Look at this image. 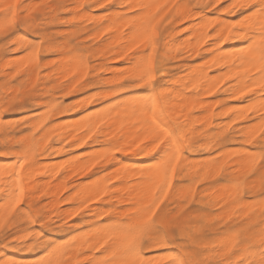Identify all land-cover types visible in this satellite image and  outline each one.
<instances>
[{"label":"snow or ice","instance_id":"1","mask_svg":"<svg viewBox=\"0 0 264 264\" xmlns=\"http://www.w3.org/2000/svg\"><path fill=\"white\" fill-rule=\"evenodd\" d=\"M108 5L112 7L108 8ZM72 7H85V10L100 7L106 13L116 10L118 20L124 22L118 30L124 31L127 37L124 46L128 51L147 45L143 53H137V56L145 58L135 64L134 73L120 74L127 83H121L115 89H104L113 94V98L107 99L101 110L85 116L83 136L86 139L82 137L76 141L75 146L80 148L92 141L96 152L87 157L90 162L88 170L99 171L95 181L89 177L90 184L95 183L94 194L90 188L73 189L80 198V206L74 214L80 216L91 205L105 210L95 212L92 216L94 222L66 241L48 239L53 231L59 230L57 222L48 223L46 232L43 225L45 217L40 215L38 220L33 219L32 207L25 202L21 176L26 164L30 169L35 167L29 160L40 150L41 144L47 149L57 135L55 132L47 134L51 125L45 127L41 120L33 132V141H16L19 149H24L23 155L16 158L15 163L0 164V264H22L9 254V250L35 251L38 248L42 251L35 264H264V103L259 108L248 106L240 116V119L249 121L247 138L241 146V159L246 164L236 165L244 167L243 175L232 177L224 173L220 164L224 150L218 148L215 154H210L213 163L197 168L195 177L189 181L185 179L187 168L184 162L191 152L198 149L190 143L185 131L187 124L165 119L167 113L179 110L169 104L172 100L171 86L163 80L152 84L157 75L171 78L165 76L168 69L166 57L157 54L156 45L163 43L171 32H183L191 38L196 31L193 25H201L204 31L199 38L202 41L200 47L207 45L204 51L215 57L212 63L225 72L219 81H209L210 87L205 85L208 95H215L224 83L233 81L242 83V87L239 95H233L232 99L240 100L259 90V100L264 101V0H169L165 3L139 0L119 8L113 0L87 6H69L62 0H36L34 4L24 6L20 0H3L0 2V50L16 52L23 48L28 58L23 67L35 64L39 68L42 51L52 43L48 39L52 29L48 26L70 24L79 14H74ZM237 12L241 15L234 20L221 19L225 14L235 16ZM173 20L182 23L183 28L173 25ZM169 25L173 26L169 28ZM25 29L24 39H17L19 30ZM105 31L111 32L113 28L108 27ZM5 67L12 66L6 64ZM89 71L95 76V70H90L87 62L81 59L72 72L75 83L87 80L85 86L91 85L94 81L88 79ZM0 76H4L5 81L0 86V95L6 103H15L17 98H21V93L16 90V85L21 83L16 79L20 71L13 68L7 75L0 72ZM39 79L37 73V82ZM69 83L75 87L73 81ZM129 87L142 89V94L129 93L130 99L115 95ZM5 92L7 95H3ZM188 92H192V88ZM181 97L177 103L184 102L182 94ZM256 98L249 97L250 100ZM54 104L58 105L57 111L63 108L58 100ZM126 123L138 129L148 125L143 129V138L137 135L132 143L137 148L144 145L136 155L150 156V162L129 165L118 158L117 154L126 151L125 141L131 135L125 134ZM235 123L237 121L233 119L232 124ZM232 124L228 127L231 128ZM2 126L0 121V130ZM197 131L202 132L203 125ZM37 135L39 143L35 140ZM67 142L65 139L62 143ZM26 145L29 146L26 148ZM52 147L55 151L57 146ZM0 156L11 157L13 153L0 150ZM104 164L110 167H104ZM63 167L61 165L60 170ZM115 169L138 175L128 181L130 191L123 198L125 203L119 207L116 204L101 205L99 201L108 195L106 187H117L108 176V172ZM59 174L57 171L56 175ZM36 175L45 174L36 172ZM101 175L106 177L103 185L100 183ZM217 178L220 184L228 186L226 195L216 201L225 215L194 218L191 213L197 210L195 205L199 203L196 190L201 185L207 187L209 180ZM116 179L124 183L119 175ZM185 184L190 185L187 191ZM169 193L178 204L172 211H168L169 205L165 203L170 199ZM149 197L151 202L141 207ZM64 202L67 203V199ZM36 207L39 209L41 205ZM25 219L36 225L38 230L21 228V221ZM21 231L26 234L19 235ZM25 240L27 243H23ZM161 247H166V252L159 259H150L146 254L152 248Z\"/></svg>","mask_w":264,"mask_h":264},{"label":"rangeland","instance_id":"2","mask_svg":"<svg viewBox=\"0 0 264 264\" xmlns=\"http://www.w3.org/2000/svg\"><path fill=\"white\" fill-rule=\"evenodd\" d=\"M66 1H68L66 4H68L70 6H74V5H84V6L98 5L99 4L98 2L101 3L100 0H90V2H85V3L76 2V0H62L63 3H65ZM168 1L169 0H166V2H168ZM35 2H36V0H21L20 3H21V5L27 6L29 4H34ZM113 2L118 6V8L122 7L117 3V0H113ZM192 2H195V0H192ZM102 3H106V0H103ZM111 7H112L111 5H108V8H111ZM74 8H76V7L71 8L72 12L74 14H76V13H79V14L75 15V19L72 20V22L70 24H67V25L60 24V25H55V26H53V25L48 26L52 29V31L48 33V38H50V40L53 43L48 45L47 50L42 51L41 59L39 62V68H37L35 64H29L27 68L23 67V65H22L24 63L23 61H25L27 59L24 64L28 63V58L25 57V56H27L26 54L24 56V49L23 48L18 49L16 52H9V51L0 50V62H2V63H0L1 64L0 65V68H1L0 72L4 73V75H7L8 74L7 70L10 69L9 72H12L13 68H16V70L20 71V73H21L20 76H18L16 78L17 81H21L20 84L16 85V90L21 93V98H17L15 103H10L7 106H5L4 100H3V102H0V113L2 115L1 121H3L2 127L8 129V130L5 129V131H7V133H8L7 135L13 141L12 142L13 144L10 148H8L7 150H3V151H10L13 153V156L9 157L10 160L16 159V158H14V155L16 152H20L21 156L23 155L24 149H19V146L16 144V141L18 139H20V138H21V140L27 139L29 142L33 141V132L40 125L41 120L44 121L45 127H47V125H51V128L48 129V133L52 134L54 131L51 132V129H52V127H54L53 124L55 121H57L58 123H60V122L63 123L64 121H67V119H69V117L72 113L76 112L77 110H80V108L85 106V105L87 106V103H81V98L84 97L85 95L86 96H91V95L95 96V93H98L97 91H99V93H98L99 96L98 97L95 96L96 99L92 101V103L90 104V107H89L90 109H88L87 111H89L91 109L96 110V108L98 110H100L102 108V106L106 103L107 99L113 98V94L107 93L106 91H104V89H107V88L115 89V88H118L119 84L127 83V81H124L121 79L120 74L124 73L125 75H132L134 73V71L129 70V69H130V66L133 65L134 57L137 56V52L143 53L147 48V45L145 44V45H141L140 48H136L135 51L129 52L127 48H125L124 50H121L120 42H115L114 39L112 38V37H114L115 32L111 33L113 31H111V32L105 31L106 28H108L109 26L112 27L113 29H117L113 26L114 25L113 17L117 16V11L114 12L115 10H113V12L106 13L105 9L100 8V7H89V8H87V10H85V7H80V8H76V9H74ZM88 13H91V16H89ZM240 15H241L240 12H237L235 14V16H231L228 14L221 16L220 13H217V16H221V19H226V20H228V19L234 20V19L240 17ZM85 16H87V17H85ZM107 16H109V17H107ZM102 24L105 26H103ZM119 25L120 24L116 25L118 27V29H120L122 27L121 25L119 27ZM122 25H123V23H122ZM173 25L177 26V28H183V24L177 23L176 20H173ZM173 25H169L168 27L171 28ZM201 27H200V29H199V25H196V27H194V28H196V31L197 30L198 31H197V33H195L196 32L195 31L191 38L187 37L185 35V33L179 32V31H177L175 33L174 32L168 33L166 41H164L161 44L156 45L157 54L159 56L166 57V62L168 64V69H167L166 73L170 74L172 78H176L179 75L187 74L189 71L188 65L189 66H198V65H202V63H203V67L209 71V75L213 76V77L210 76L212 78V80L216 77L214 79V81H211L212 83L219 81L221 78H223L225 76V72H223L224 73V75H223V73L221 72L222 71L221 68H218L215 64L210 63V62H212V60L215 57H212L209 52L204 51V48H206L207 45H204V48H201L200 43H202V41H197L200 38L199 34L202 31L201 29H203ZM71 30H72V32H71ZM25 31H26V29L25 30H19L20 34L16 38L17 39L21 38V40H23ZM70 32L72 33V36H71ZM104 32H106V33L104 34ZM109 33H111V34H109ZM89 34H90V36H88ZM94 35H96V36H94ZM111 35H113V36H111ZM197 35H199V36H197ZM184 36H186V37H184ZM182 37H184V39ZM193 40H195L197 42L193 43ZM172 41L174 43H172ZM187 41H189L190 44ZM167 42H169V43L171 42L172 45L169 44V46H168L166 44ZM180 42H184V43L181 44ZM209 43H211V41H209ZM78 44H79V46H77ZM104 44H105V46H103ZM186 44L188 46H186ZM177 46H178V48H177ZM51 47L52 48L56 47L55 48L56 50L52 49ZM109 48H112L114 51L120 49L125 54L123 56L117 57L115 54H112L114 51L112 49H109ZM60 49H61V51H60ZM175 49H177V51ZM214 49H215V46L213 47V50ZM79 50L81 51V53ZM110 50H112V51H110ZM72 51H74V52H72ZM84 52H85V54H82ZM127 52H129L133 56H130V54ZM17 53H19V54H17ZM14 54L16 55V58H15ZM60 54H62V55L64 54L65 57H64V55L62 56ZM12 55H14V56H12ZM149 55H151V53H149ZM10 56H12V57H10ZM22 56H24L22 58L24 60H22V59L19 60V58H21ZM74 56L76 57V59L73 58ZM83 56L85 58H83ZM99 56H100V58H99ZM13 57H14V59H13ZM61 57H63V58L61 59ZM205 57H207V59H204ZM9 58L13 59L15 61L17 60L16 61L17 63L19 61H21L23 63L17 64L16 62L15 63L13 62V64H11V66H12L11 68L10 67L6 68L5 67V65H6L5 61H6V59L9 60ZM54 58H57V59H54ZM101 58H102V60H101ZM81 59H83L84 61L87 62V67L88 68L90 67L89 68L90 70H95L97 67V69L95 71V77L92 75L91 71H89V73H88V79L93 80L94 82L91 85H88L86 87L85 85L88 84V81L87 80H81L80 83L78 82L75 84L74 88L70 89L71 84L69 83V81H74V77L72 76V72L76 70V67L79 64ZM47 61H48V63H47ZM97 61L100 63V65H99V67H101L100 69H98L99 67L97 65L98 64ZM70 63H72V64H70ZM208 63H210V65H208ZM69 64H70V66H69ZM112 64H114V65H112ZM127 64H128V66L126 67ZM17 65H20V66L17 68ZM107 65L110 66L109 68H111V69H109ZM123 65L125 67H123ZM67 66L71 70H68V68L66 69ZM119 66H121L124 70L122 68H117ZM57 67H59V68H57ZM113 67H115V68H113ZM211 68H213V70ZM56 69H58V70H56ZM22 70H24V72ZM215 72H217V73H215ZM37 73H39V75H40L39 82H37V80H36V74ZM115 73L117 75H113ZM210 73H215V74H210ZM58 74H61L62 76L58 75ZM57 76H60V78ZM65 76H67V79H65ZM114 76H117V78ZM21 77H25V79L21 80ZM114 78H116V79H114ZM97 80H99V81H97ZM162 80H164V78L157 75L156 79L154 81H152V84L153 85L158 84ZM53 81H55V83H52ZM9 82L12 84L16 83L15 81H13V82L9 81ZM4 83H5L4 76H0V86H2ZM67 83H68V85H67ZM232 83H233V81H228L227 83H224L219 91H215V89H213V91H215V95H213V96L208 95V90H207V92L204 91V90H206V88H208V87H205V85L207 84L206 82L203 83V87L205 89L201 88L195 92H193V91L188 92V89H190L191 87L186 88V90H185V87H183V86L180 87L183 90H185L188 94H191V95L194 94L195 97L199 100V104L202 102L207 103L205 105H202L203 103L200 105L197 104L192 109L191 116L195 117L196 120H198V122L195 123V128L191 131L192 135H190V133L188 135H189L191 145L195 146L198 150L193 151L189 154L188 159L190 161L187 159L184 162L185 166L187 168V173L185 176L186 180L191 181L195 177L197 168L205 166L209 163H213V161L211 160L210 154H215L218 148H223V150H225V148L227 149L228 147L229 148L226 151H223V159H220V164L223 165V167H224V173L226 175H230L232 177H238V176L243 175V173H242V172H244V170H242L243 168L242 167H236V165H245L246 164V161L241 159V156L243 155V148L241 146L244 144V140L247 138V134H243L242 132H238V129L242 126H245V125L249 126V121L240 119L239 116H241V114H243L244 111H242V113H241L240 109L238 111H236V110L238 109V107L241 108V104L244 107H246L247 105H249L248 103L251 100L250 99H240V100L232 99L231 97L233 96V94L226 91V88L229 85H231ZM33 84L36 85L35 88L32 87ZM165 84H167V85L170 84L169 86H172V83H165ZM21 85H23V87H21ZM224 90H225V92H222ZM92 91H93V93H92ZM35 92H37V93H35ZM38 92H39V95H38ZM220 92H222V93H220ZM128 93H136L137 95H139L142 93V89H134V88L129 87V88L125 89L123 92H116L115 95L119 96V97H123L124 95H126L123 98H127V96H128V98H131L128 95ZM107 94H109V95L106 96ZM3 95H7V93L5 92V93H3ZM0 96L3 98L2 95H0ZM57 100L60 101V103L63 105V108H60L58 111L56 110L58 105L54 104V102ZM207 100H210V101H207ZM44 102H46V103H44ZM116 102L119 103V100H117ZM232 103H234V104H232ZM208 104H211V105H208ZM51 105H54L55 108L52 112H48L49 107ZM78 105H81V106H78ZM236 105H238V107ZM206 106H208V107H206ZM209 107L210 108L212 107V108L210 109ZM226 107H228V108H226ZM234 107H236V109ZM203 108H204V110H203ZM206 108L208 110H205ZM5 109H8V110H5ZM221 110H222V112H220ZM239 112L241 114L238 116L237 114H239ZM83 113L84 114L86 113V109L85 110L82 109L81 111H79L77 116H81ZM198 116H200V117H198ZM166 117L169 121H172V122L176 121L175 119H173L174 116L172 115V113H171V115H170V113H167ZM231 118H232V120L233 119L236 120L237 123L232 124ZM62 119H63V121H60ZM227 120H228V122H227ZM223 121L228 123V124H232V127L229 128L228 125L225 124ZM229 121H231V122H229ZM57 122H55V125L57 124ZM202 125H203V131L202 132L197 131V129H200ZM218 126H220V127H218ZM218 131H221V132H218ZM224 131H226V132H224ZM223 132H224V134H223ZM220 135L222 137H220ZM1 138H3L2 131H0V139ZM14 139H16V140H14ZM35 140L37 143H39L40 137L37 135L35 137ZM53 140H52L51 144H48V146H47L48 149H45L43 147V144H41L40 150L38 152H36L35 156L31 157L29 160V163L34 164L37 169L39 167L40 168L39 170H41L39 172L45 173V175L37 176L36 172H38V170L35 167H34V173L29 174V175H32V177L26 175V174H28L27 170H26L28 168V164H26L25 170L21 176V183L24 185V188H25V202L28 203L32 207L33 219L38 220L39 216L43 215L45 217V219L43 221V225L45 226L46 232L48 231L47 227H46V225L48 223L55 221L59 225V230L53 231L51 233V235L48 237V239H50V240L59 239L62 241H66V240H68L67 238L71 239L72 236L74 237V234L76 236L78 234V230L85 229L86 225H91L94 222L92 219V216H90L91 208H93L94 205H91L89 209H85V211L82 212L80 216L76 217V215L74 213H75V211L78 210V208L80 206L79 205V199L80 198L77 196L73 202L70 201L69 199L76 196V194L73 192V189H79V190L84 189V188L80 189V187H82L81 185H83L85 188H89L88 187L90 184V183H88L89 177H92L94 179L93 181H95L96 174L99 171V169H92L91 171H89L88 174H83V171L81 169H79V170L77 169V171L73 170V169H65V167L66 168L68 166L71 167V165L74 166L73 163L77 162V161L78 162L87 161V164L89 165L90 162L87 159V157L95 155V152H96L95 145H93V143L92 144H86L87 146L84 145V147L80 148V147H74V146H66V143H57V136H55L53 138ZM200 141H203V143H199ZM219 141H223V143H220ZM148 142L149 141H147L146 143H148ZM136 143H139V142H136ZM132 144L133 143L125 145V148H127L126 146H128L127 149H136L137 148L136 144L135 143H134L135 145H132ZM53 145L57 146L56 152H53V147H52ZM28 146L29 145H26V148ZM59 146L60 147L66 146L68 148L65 147L63 152L59 153ZM130 146H132V147H130ZM140 147L143 148L144 145H141ZM235 147H236L237 152L235 151ZM92 148H94V150H95L94 153L91 152V151H93ZM89 151L91 152L90 154L88 153ZM45 153H47V154H45ZM229 153L231 155V159H229V157H230ZM78 154H81L83 156H80ZM77 155H78V157H77ZM73 156H75V157H73ZM117 156L122 163H124V164H128V163L130 164L131 163L130 165H134V163L137 164V163L142 162V161L143 162L150 161V156H137L134 154L126 155L125 153L117 154ZM205 157L206 158L208 157V158L206 159ZM78 158H81L82 160L81 159L78 160ZM52 159H54V160H52ZM55 159H57V160L60 159L59 161H63V163L56 161ZM71 159H74L73 162L70 161ZM218 159H219V157H218ZM50 161H53V162H50ZM232 161L235 162V165H234V162H232ZM240 161H241V163H240ZM41 162L42 163L45 162V164H47V165H45V164L42 165ZM68 162H69V164H65ZM55 164L56 165L58 164L60 166L63 165L64 166L63 170H60V166H56ZM49 166H51V167L49 168ZM104 167H110V165L104 164ZM257 167H259V164L257 165ZM235 169L237 170V172ZM48 170H50V171H48ZM56 170L59 171V173H60L59 175H56V172H57ZM120 171H122V173ZM129 172H125L123 169H121V170L115 169V170H110L108 172V176L110 175V177H111V175H112V177H111L112 180L115 181V183L118 186L119 180L116 179V176L119 175L121 177V175L123 173H129ZM240 172L242 173V175L239 174ZM24 173H25V175H24ZM130 173H132V172H130ZM231 173H233V174H231ZM28 177L31 179H29ZM100 178H102L104 181L106 180V177L103 175H101ZM25 179L27 180L26 181L27 184H25L26 183ZM35 179H36V181H35ZM44 180H45V182H44ZM30 181H35V182H32V185L33 184L35 185L36 183H42V187H41L42 189H39V190L28 189V182H30ZM40 181H42V182H40ZM46 181H48V182H46ZM84 181H86V183ZM218 181H219V178L209 180L207 182V185H208L207 187H204L203 185H201V187L196 190L197 191V198L200 199L199 200L200 204L199 203L196 204L195 206H196L197 210L193 211L191 213V215L194 218H198V216H203L205 218H211L214 214L225 215L224 212L220 211V206L216 205V201H218V199H221V197L226 195L225 191L228 188V186H226L224 184H220ZM46 183H50V184H48L49 186H57L58 185V187L56 188L58 191L55 192V194L53 196H48L46 194L47 193ZM60 184H61V186H60ZM70 185H72V186H70ZM189 186H190L189 184L184 185L185 191H187ZM224 187H226V188H224ZM66 189H67V191H66ZM258 190H259V187L257 186V191ZM218 192H220V193H218ZM69 193H72V195H69ZM169 194H170V196H169L170 199L168 201H165V203L169 205L168 211H172L174 208H176L178 206V204L174 199L171 198V193H169ZM204 194H205V197H204ZM217 194L218 195L221 194V197L218 196ZM209 197H210V199H208ZM49 199H51V201H52V199L53 200L58 199L60 201V204H58L57 206H53L50 204L51 201H49ZM65 199H67V203L64 202ZM68 201H70V202H68ZM99 203L101 205H105L108 203L109 204H116L117 207H119L125 202L120 201L117 198L111 199L110 197H104V199L99 201ZM213 203H214V205H213ZM38 204L41 205V207L39 209H37V207H36ZM209 206H211V207L209 208ZM22 207H23V205H22ZM95 207H96V205H95ZM71 208H72V210H74L73 211L74 213L72 215H70L69 217H67L68 215L65 212L67 210H71ZM60 210H63V211H60ZM185 211H188V209H185ZM83 213L86 215H84ZM51 217H53V218H51ZM65 221H66V223H65ZM24 227L37 228L36 225L30 224L26 219L21 221V228H24ZM37 230H38V228H37ZM25 234L26 233L23 231H21L19 233V235H21V236H23ZM64 237H66L65 240H63ZM23 243H27V241L25 240V241H23ZM41 251H42V249H39V248L36 249L35 251L12 252L11 250H9V254L14 256V258L17 257L19 259V261L22 262V264H35V261L37 260V258H39L38 256H40ZM160 252L165 253L166 248L161 249V250L156 249V248H152V249L148 250V252L146 254L148 256H152V255L158 254ZM35 257H37V258L34 260L33 258H35ZM31 261H33L34 263Z\"/></svg>","mask_w":264,"mask_h":264},{"label":"bare ground","instance_id":"3","mask_svg":"<svg viewBox=\"0 0 264 264\" xmlns=\"http://www.w3.org/2000/svg\"><path fill=\"white\" fill-rule=\"evenodd\" d=\"M101 1V3L103 2V0H100ZM0 2H3V0H0ZM20 2H21V0H20ZM68 1H66L65 3H67ZM76 2H81V3H85V2H90V0H76ZM136 2H139V0H117V3L120 5V6H124V5H126V4H128V3H136ZM158 2H160V3H165L166 2V0H158ZM169 2V1H168ZM98 3H100V2H98ZM97 3V4H98ZM70 6V5H69ZM74 9H76V8H74ZM113 12V11H112ZM114 12H116V10L114 11ZM86 13V12H85ZM83 14V13H82ZM89 14V16H91V13H88ZM111 14V13H110ZM115 14V13H114ZM85 15V14H84ZM95 16V15H94ZM103 16V15H102ZM85 17H87V16H85ZM107 17H109V16H107ZM111 17V16H110ZM106 18V17H105ZM228 20H231V19H228ZM77 21V20H76ZM113 22H114V27L115 28H117V29H113V32H111V33H114L115 32V34H114V37H112L113 39H114V41L115 42H120V45H121V50H124L126 47L124 46L125 45V43H126V41H127V37L124 35V32L123 31H120V30H118V27L116 26V25H118V24H120L121 26H122V23H124L123 21H119L118 20V18H117V16H114L113 17ZM121 22V23H120ZM107 23V22H106ZM103 25V24H102ZM108 25V24H107ZM120 25H119V27H120ZM103 26H105V25H103ZM194 26V25H193ZM110 27V26H109ZM177 27V26H176ZM194 27H196V25L194 26ZM200 27H201V25H199V29H200ZM201 28H203V27H201ZM64 29V28H63ZM72 29V28H71ZM65 30V29H64ZM202 31L200 32V36H201V34L203 33V31H204V28L203 29H201ZM98 31V30H97ZM102 31V30H101ZM198 31V30H197ZM197 31L195 32V33H197ZM71 32H72V30H71ZM70 32V33H71ZM99 32V31H98ZM106 32H104V34H105ZM111 33H109V34H111ZM175 33V32H174ZM20 34V33H19ZM18 34V35H19ZM67 34V33H66ZM98 35V34H97ZM199 35H197V36H199ZM21 36V35H20ZM68 36V35H67ZM71 36H72V33H71ZM70 36V37H71ZM88 36H90V34L88 35ZM94 36H96V35H94ZM111 36H113V35H111ZM103 37V36H102ZM184 37H186V36H184ZM184 37H183V39H184ZM48 39H50V38H48ZM170 39V38H169ZM173 39V38H172ZM19 40H21V38H19ZM106 40V39H105ZM187 40V39H186ZM166 41V40H165ZM171 41V40H170ZM197 41H201L200 39H198ZM189 44H190V42L189 41H187ZM53 43V42H52ZM114 43V42H113ZM112 43V44H113ZM172 43H174L173 41H172ZM172 43L170 42H167L166 44L169 46V44H171L172 45ZM181 44L182 43H184V42H180ZM83 45V44H82ZM184 45V44H183ZM77 46H79V44L77 45ZM103 46H105V44L103 45ZM107 46V45H106ZM186 46H188L187 44H186ZM185 46V47H186ZM53 47V46H52ZM51 47V48H52ZM81 47V46H80ZM207 47V46H206ZM56 48V47H55ZM55 48H52V49H55ZM177 48H178V46H177ZM109 49H112V48H109ZM108 49V50H109ZM172 49V48H171ZM56 50V49H55ZM82 50V49H81ZM113 50V49H112ZM112 50H110V51H112ZM120 49H118V50H116V51H114L112 54H115L117 57H119V56H123L125 53L123 52V51H121ZM176 51H177V49H175ZM60 51H61V49H60ZM75 51V50H74ZM74 51H72V52H74ZM80 51V50H79ZM168 51V50H167ZM103 52V51H102ZM105 52V51H104ZM137 52V51H136ZM53 53V52H52ZM80 53H81V51H80ZM127 53H129V52H127ZM133 53V52H132ZM138 53V52H137ZM17 54H19V53H17ZM82 54H85V52L84 53H82ZM130 54V53H129ZM15 55V54H14ZM14 55H12V56H14ZM60 55H62V54H60ZM64 55V54H63ZM62 55V56H63ZM128 55V54H127ZM12 56H10V57H12ZM24 56H25V54H24ZM24 56H22L21 58H19V60L20 59H22ZM58 56V55H57ZM113 56V55H112ZM130 56H133V55H131L130 54ZM25 57H27V56H25ZM59 57V56H58ZM57 57V58H58ZM64 57H65V55H64ZM115 57V56H114ZM113 57V58H114ZM208 57V56H207ZM206 57V58H207ZM210 57V56H209ZM15 58H16V55H15ZM57 58H54V59H57ZM63 57H61V59H62ZM70 58V57H69ZM74 59H76V57L74 56L73 57ZM83 58H85L84 56H83ZM99 58H100V56H99ZM143 58H145V57H143V56H135L134 57V61H133V65L132 66H130V69L129 70H133L134 71V69H135V64L140 60V59H143ZM13 59H14V57H13ZM13 59H10L9 58V60L8 59H6V61H5V64H13V62L15 63L16 61L15 60H13ZM107 59V58H106ZM215 59V58H214ZM213 59V60H214ZM22 60H24V59H22ZM27 60V59H26ZM25 60V61H26ZM101 60H102V58H101ZM122 60V59H121ZM124 60V59H123ZM212 60V61H213ZM4 61V60H3ZM25 61H23L24 63H25ZM56 61V60H55ZM61 61V60H60ZM100 61V60H99ZM117 61V60H116ZM132 61V60H131ZM204 61V60H203ZM208 61V60H207ZM23 62H21V61H19L17 64H22ZM43 62V61H42ZM57 62V61H56ZM96 62V61H95ZM98 62V61H97ZM0 63H2V62H0ZM24 63L22 64V65H24ZM47 63H48V61H47ZM62 63V62H61ZM60 63V64H61ZM207 63V62H206ZM211 64H212V62H210ZM210 63H208V65H210ZM4 64V63H3ZM70 64H72V63H70ZM70 64H69V66H70ZM96 64V63H95ZM115 64V63H114ZM114 64H112V65H114ZM1 65V64H0ZM15 65V64H14ZM48 65V64H47ZM62 65V64H61ZM92 65V64H91ZM98 67H99V65H100V63L98 62ZM96 65V66H97ZM110 65V64H109ZM192 65V64H191ZM20 66V65H19ZM72 66V65H71ZM108 66V65H107ZM128 66V64L126 65V67ZM3 67V66H2ZM64 67V66H63ZM110 66H108V68H109ZM123 67H125L124 65H123ZM188 67H189V71H188V73L187 74H183V75H179L178 77H176V78H172L171 77V75L170 74H168V73H165V76H170L171 78L170 79H164L163 80V82H165V83H172V86H171V96H172V100L171 101H169V104H170V106H172V107H175V108H177V109H179L178 111H174V112H170V115H171V113H172V115L174 116V118L173 119H175V120H179L181 123H184V124H187V129H185V131L186 132H188V134L190 133V135H192L191 134V131L195 128V123L196 122H198V120H196V118L195 117H192L191 116V114H192V109L197 105V104H199V100L195 97V95L194 94H188L185 90H186V88H188V87H191L192 88V91L193 92H195V91H197V90H199V89H201V88H204L203 87V83H207V84H209V81H214V79L216 78H214L213 80H212V78L210 77V76H212V75H209V71L206 69V68H204L203 67V63H202V65H198V66H189L188 65ZM7 68V67H6ZM11 68V67H10ZM57 68H59V67H57ZM68 68V66L66 67V69ZM90 68V67H89ZM95 68V67H94ZM101 67H99L98 69H100ZM113 68H115V67H113ZM117 68H122L121 66H119V67H117ZM116 68V69H117ZM1 69V68H0ZM96 69H97V67H96ZM96 69H95V71H96ZM109 69H111V68H109ZM123 69V68H122ZM212 70H213V68H211ZM12 70V69H11ZM56 70H58V69H56ZM68 70H71V69H69L68 68ZM124 70V69H123ZM122 70V71H123ZM188 70V69H187ZM8 72L7 73H10L9 71H10V69L9 70H7ZM23 72H24V70H22ZM67 71V70H66ZM221 71V70H220ZM232 71H235V69H232ZM55 72V71H54ZM98 72V71H97ZM222 73H223V71H221ZM215 73H217V72H215ZM215 73H210V74H215ZM21 74V73H20ZM24 74V73H23ZM48 74V73H47ZM68 74V73H67ZM221 74V73H220ZM58 75H61V74H58ZM113 75H117L116 73L115 74H113ZM223 75H224V73H223ZM46 76V75H45ZM56 76V75H55ZM62 76V75H61ZM99 76V75H98ZM215 76V75H214ZM57 77H59L60 78V76H57ZM95 77V76H94ZM100 77V76H99ZM114 77H116L117 78V76H114ZM213 77V76H212ZM223 77V76H222ZM116 78H114V79H116ZM221 78V77H220ZM94 79V78H93ZM99 79V78H98ZM68 81V80H67ZM97 81H99V80H97ZM108 81V80H107ZM13 82V81H12ZM74 83H75V81H73ZM80 83V82H79ZM99 83V82H98ZM76 84V83H75ZM112 84V83H111ZM67 85H68V83H67ZM98 85V84H97ZM170 85V84H169ZM193 85H196V87L195 88H193ZM229 85V84H228ZM181 86H183V87H185V90H183L182 88H180ZM209 86H210V84H209ZM241 87H242V83H232L231 85H229L227 88H226V91L227 92H229V93H232L233 95H239V91L241 90ZM68 88V87H67ZM73 88V86H72V84L70 85V89H72ZM85 89V88H84ZM205 89V88H204ZM65 90V89H64ZM179 90V91H178ZM203 90V89H202ZM207 90H208V88H206V90H204V91H206L207 92ZM94 91V90H93ZM93 91H92V93H93ZM96 91V90H95ZM98 93H99V91H97ZM222 92H225V90L224 91H222ZM222 92H220V93H222ZM35 93H37V92H35ZM90 93V92H89ZM98 93H95V96H99L98 95ZM108 93V92H107ZM136 94V93H135ZM142 94V93H141ZM181 94L183 95V103H177V101H179L182 97H181ZM38 95H39V92H38ZM109 94H107L106 96H108ZM128 95H129V93H128ZM94 95H91V96H84V97H82L81 98V103H87V106L85 105V106H83V107H81L80 108V110H77L76 112H74V113H72L71 115H70V117H69V119H67V121H64L63 123H58L57 121H55V122H57V124L55 125V122H54V127H52V129H51V132L52 131H54V132H56L57 133V143H62L65 139L68 141L67 143H66V146H74V147H76L75 145H76V141L77 140H80L82 137L84 138V139H86V137H84L83 136V129L84 128H86V122H85V116H87V115H89V114H91V113H95L96 111H98V109L96 108V110L95 109H91V110H89V111H87L88 109H90L89 107H90V104L92 103V101H93V99H92V97H93ZM124 96H126V95H124ZM123 96V97H124ZM252 96H255V97H257L255 100H251V101H249V105H247V106H250V105H252V106H255V107H257V108H259V105L261 104V103H264V101H260L259 100V90H257V92L256 93H249V96H246V97H244V98H242V99H249V97H252ZM124 99H130V98H128V96H127V98H124ZM3 98L0 96V102H3ZM205 101V100H204ZM207 101H210V100H207ZM120 102V101H119ZM4 103H5V106H7V105H9L10 103H6L5 101H4ZM44 103H46V102H44ZM118 103V102H117ZM203 103V104H202ZM202 103H200V104H202V105H205V104H207V103H204V102H202ZM211 103V102H210ZM199 104V105H200ZM232 104H234V103H232ZM208 105H211V104H208ZM245 105V104H244ZM78 106H81V105H78ZM213 106V105H212ZM217 106V105H216ZM237 107H238V105H236ZM240 106V105H239ZM247 106L246 107H244L242 104H241V108H239L238 107V109L236 110V111H238L239 109L241 110V113H242V111H244L246 108H247ZM206 107H208V106H206ZM54 105H51L50 107H49V110H48V112H52L53 110H54ZM210 108V107H209ZM212 108V107H211ZM210 108V109H211ZM226 108H228V107H226ZM235 109H236V107H234ZM82 109H86V113L84 114H82L81 116H77V114H78V112L79 111H81ZM216 109V108H215ZM101 110V109H100ZM203 110H204V108H203ZM205 110H208L207 108L205 109ZM220 112H222V110L220 111ZM240 112H239V114H237L238 116L241 114ZM203 114V113H202ZM209 114V113H208ZM206 115V114H205ZM242 115V114H241ZM177 116V117H176ZM1 117H2V115H1V113H0V121H1ZM198 117H200V116H198ZM205 117V116H204ZM208 117V116H207ZM240 117V116H239ZM226 118V117H225ZM165 119H167V117L165 116ZM200 119V118H199ZM168 120V119H167ZM231 120H232V118H231ZM60 121H63V119L62 120H60ZM3 122V121H2ZM224 122V121H223ZM227 122H228V120H227ZM229 122H231V121H229ZM225 124H227V125H229L228 123H226V122H224ZM211 124V123H210ZM34 125V124H33ZM36 125V124H35ZM212 125V124H211ZM226 125V126H227ZM214 126V125H213ZM35 127V126H34ZM148 127V125L147 124H145V125H142L139 129L138 128H133L132 126H131V123H126V127H125V134L127 135L128 133H131V135H128V138H127V140L125 141V145H127V144H131L132 142V140H133V137H135V136H137V135H139L140 136V138L142 139L143 138V129H145V128H147ZM218 127H220V126H218ZM5 129L6 128H3L2 127V130H0V131H2V133H3V138H1L0 139V150H7L8 148H10L11 146H12V140H11V138L7 135L8 133H7V131H5ZM205 129V128H204ZM6 130H8V129H6ZM211 130V129H210ZM228 130V129H227ZM212 131V130H211ZM50 132V133H51ZM218 132H221V131H218ZM224 132H226V131H224ZM224 132H223V134H224ZM228 132V131H227ZM238 132H242L243 134H247V132H248V126L247 125H245V126H242V127H240L239 129H238ZM215 133V132H214ZM47 134H49V133H47ZM222 134V135H223ZM238 135V134H237ZM214 136V135H213ZM220 137H222L221 135H220ZM21 139V138H20ZM93 139H95V138H93ZM213 139V138H212ZM216 139V138H215ZM14 140H16V139H14ZM40 141V140H39ZM54 141V140H53ZM131 142V143H130ZM136 142H139V140H137ZM147 141H145V143H146ZM88 144H92V141H89V143ZM132 145H135L134 143L132 144ZM65 146V147H66ZM85 146H87L86 144H85ZM89 146V145H88ZM65 147H60L59 146V153H62L63 152V150H64V148ZM84 147V146H83ZM127 148H128V146H126ZM130 147H132V146H130ZM198 147V146H197ZM66 148H68V147H66ZM126 148V151L124 152L126 155H129V154H134V155H136V153L138 152V151H140L139 149L141 148H136V149H127ZM199 148V147H198ZM212 148V147H211ZM229 148V147H228ZM227 148V149H228ZM48 149V148H47ZM209 149V148H208ZM213 149V148H212ZM226 148H225V150L224 151H226L227 150ZM56 150L57 149H55V151H53V152H56ZM92 150L93 151H91L92 153H94L95 152V150H94V148H92ZM210 151V150H209ZM235 151H236V147H235ZM241 151V150H240ZM78 152V151H77ZM83 152V151H82ZM90 151L88 152L89 154L91 153ZM237 152V151H236ZM227 153V152H226ZM78 155H80V156H83V155H81V154H78ZM78 155H77V157H78ZM229 155H230V153H229ZM240 155V154H239ZM70 156V155H69ZM124 156V155H123ZM138 156V155H137ZM19 157H21V153L20 152H16L15 153V155H14V158H19ZM73 157H75V156H73ZM72 157V158H73ZM76 157V158H77ZM229 157V156H228ZM230 157H231V155H230ZM139 158V157H138ZM137 158V159H138ZM206 158V157H205ZM208 158V157H207ZM206 158V159H207ZM233 158V157H232ZM238 158V157H237ZM13 159V158H12ZM79 159H81V158H78V160ZM234 159V158H233ZM52 160H54V159H52ZM56 161H59V160H57V159H55ZM73 160L74 159H71L70 161H72L73 162ZM82 160V159H81ZM189 160V159H188ZM239 160V159H238ZM55 161V162H56ZM66 161V160H65ZM69 161V160H68ZM69 161V162H70ZM190 161V160H189ZM188 161V162H189ZM204 161V160H203ZM208 161V160H207ZM16 162V159H13V160H10L9 159V156H1L0 157V164H4V165H6V164H8V163H15ZM46 162V161H45ZM45 162H41L42 163V165H44L45 164ZM50 162H53V161H50ZM59 162H61V163H63V161H59ZM69 162L68 163H65V164H69ZM148 162H150V161H148ZM232 162H234V161H232ZM128 163V162H127ZM240 163H241V161H240ZM243 163V162H242ZM39 164V163H38ZM74 164V166L73 165H71V167L70 166H68L67 168L65 167V169H73V170H76L77 171V169L79 170V169H81L82 171H83V174H88L89 173V170H88V167L90 166V164L88 165L87 164V161H81V162H74L73 163ZM129 164V163H128ZM131 164V163H130ZM129 164V165H130ZM133 164V163H132ZM135 164V163H134ZM192 164V163H191ZM41 165V164H40ZM45 165H47V164H45ZM56 165V164H55ZM234 165H235V162H234ZM39 166V165H38ZM56 166H60V165H56ZM227 166V165H226ZM51 166H49V168H50ZM235 167V166H234ZM36 168V167H35ZM243 169L242 170H244V167H242ZM37 169V168H36ZM40 168L38 167V172L39 171H41V170H39ZM42 169V168H41ZM55 169V168H54ZM27 170V173L28 174H26V175H28V176H31L32 177V175H29L30 173H34V168H27L26 169ZM80 170V171H81ZM121 170V169H120ZM236 170V169H235ZM48 171H50V170H48ZM52 171V170H51ZM57 171V170H56ZM121 173H122V171H120ZM236 172H237V170H236ZM81 173V172H80ZM243 173V172H242ZM242 173L240 172L239 174L240 175H242ZM45 174V173H44ZM231 174H233V173H231ZM238 174V175H239ZM24 175H25V173H24ZM23 175V176H24ZM138 174L137 173H123L122 175H121V179L122 180H124V183L123 184H121L120 183V181H119V183H118V186L117 187H115V188H113V187H111V186H107L106 187V190H107V192H108V195L106 196V197H110L111 199L112 198H117L118 200H120V201H123V202H126V201H124V197L125 196H127V194H128V192L130 191V187H129V185H128V181L129 180H133V179H135L136 178V176H137ZM110 176V175H109ZM111 177H112V175H111ZM29 178V177H28ZM29 179H31V178H29ZM50 179V178H49ZM94 180V179H93ZM27 180L25 179V182H26ZM29 181V180H28ZM35 181H36V179H35ZM35 181H30V182H28V189H30V190H39V189H42L41 187H42V183H36L35 185L33 184L32 185V182H35ZM40 182H42V181H40ZM44 182H45V180H44ZM46 182H48V181H46ZM85 183H86V181H84ZM80 183V182H79ZM82 183V182H81ZM88 183H90V182H88ZM100 183H101V185H103L104 184V180L102 179V178H100ZM25 184H27V182L25 183ZM48 184H50V183H46V185H47V195L48 196H53L54 194H55V192H57L58 190L56 189L57 187H58V185L57 186H49ZM55 185V184H54ZM86 185V184H85ZM60 186H61V184H60ZM70 186H72V185H70ZM82 187H80V189H82V188H84L85 189V187L83 186V185H81ZM135 185H133V187H134ZM227 186V185H226ZM89 188H90V191L92 192V194H94L95 193V190H96V187H95V183H92L91 185L89 184V186H88ZM224 188H226V187H224ZM83 190V189H82ZM197 192V191H196ZM218 193H220V192H218ZM225 193H226V191H225ZM45 194V193H44ZM74 194V193H73ZM215 194V193H214ZM61 195V194H60ZM75 195V194H74ZM218 195V194H217ZM169 196H170V194H169ZM218 196H220L221 197V194L220 195H218ZM223 196V195H222ZM60 197V196H59ZM77 197V195L76 196H74V197H72V198H70L69 200L70 201H74L75 200V198ZM204 197H205V194H204ZM130 199H131V197H130ZM208 199H210V197L208 198ZM109 200V199H108ZM198 200H200V199H198ZM218 200H220V199H218ZM49 201H51V199H49ZM70 201H68V202H70ZM151 202V198L149 197V198H147V199H145L144 200V202H143V204L141 205V207H144V206H146L147 204H149ZM215 202V201H214ZM50 204L51 205H53V206H57L58 204H60V201L58 200V199H52V201L50 202ZM109 204V203H108ZM200 204V203H199ZM78 205V204H77ZM212 205V204H211ZM213 205H214V203H213ZM68 206V205H67ZM77 207V206H76ZM93 207V206H92ZM174 207V206H173ZM211 206H209V208H210ZM75 208V207H74ZM105 210V208H103V207H101V208H97V207H95V205H94V207L93 208H91V213H90V216H93L94 214H95V212H97V211H100V212H102V211H104ZM215 210V209H214ZM60 211H63V210H60ZM74 210H72V208H71V210H67L65 213L68 215L67 217H69L70 215H72L74 212H73ZM49 214V213H48ZM84 214V213H83ZM84 215H86V214H84ZM77 217V216H76ZM87 217V216H86ZM36 218V217H35ZM51 218H53V217H51ZM80 218V217H79ZM64 219V218H63ZM80 222V221H79ZM73 226V225H72ZM75 227V226H74ZM70 236V235H69ZM68 236V237H69ZM74 236H75V234H74ZM73 237V236H72ZM66 239V237H64V239L63 240H65ZM68 240H69V238H67ZM164 248H166V247H161V248H159L160 250L161 249H164ZM164 254L165 253H163V252H160V253H158V254H155V255H152V256H149V258L150 259H159V258H161L162 256H164ZM39 257V256H38ZM17 260H19L17 257H15ZM37 257H35V258H33L34 260L36 259ZM32 259V258H31ZM38 259V258H37ZM30 261V260H29ZM31 262H33V261H31ZM34 263V262H33Z\"/></svg>","mask_w":264,"mask_h":264}]
</instances>
